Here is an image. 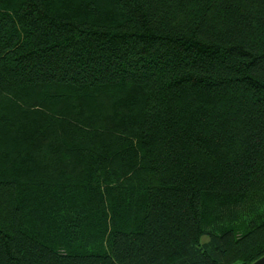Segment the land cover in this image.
Listing matches in <instances>:
<instances>
[{
  "label": "trees",
  "instance_id": "obj_1",
  "mask_svg": "<svg viewBox=\"0 0 264 264\" xmlns=\"http://www.w3.org/2000/svg\"><path fill=\"white\" fill-rule=\"evenodd\" d=\"M23 99L72 122L0 152V264L264 256V0H0V141Z\"/></svg>",
  "mask_w": 264,
  "mask_h": 264
},
{
  "label": "rangeland",
  "instance_id": "obj_2",
  "mask_svg": "<svg viewBox=\"0 0 264 264\" xmlns=\"http://www.w3.org/2000/svg\"><path fill=\"white\" fill-rule=\"evenodd\" d=\"M38 99H23V103H21V108L24 112L28 113V116L30 115L29 122L30 126L33 128L32 129V138L29 137L28 139L25 138L23 140L24 144H18V145H13L10 144V141H0V152L1 155H8L11 160H7L4 164L8 166V168H11L15 165H18V162H20L21 157H27L29 154L35 153L36 156H43L45 157L46 154L48 153L50 149V143L49 140L52 139V133H56V135H59L61 132V129L59 131V128L61 124L63 125L64 122H72L70 119H65V115L63 114V111L61 109H57L55 111H50L46 110L44 108L38 107L40 106ZM3 103V101H0V104ZM14 107V106H13ZM17 107H14V114L15 118H22L23 115L22 112L20 111ZM34 110H39L40 114H36L34 116ZM44 114H47V116H44ZM111 113H105L102 115V118H108L111 117ZM61 121H63L61 123ZM49 123V124H48ZM82 127V125H79ZM35 130H38V132L41 136H44V139L42 141L38 140V142L33 138L36 136L34 133ZM15 137L16 133L14 134ZM23 139V138H19ZM49 157V156H47ZM46 157V158H47ZM45 158V159H46ZM67 160V159H66ZM2 161V157H0V162ZM3 166V164H0Z\"/></svg>",
  "mask_w": 264,
  "mask_h": 264
},
{
  "label": "water",
  "instance_id": "obj_3",
  "mask_svg": "<svg viewBox=\"0 0 264 264\" xmlns=\"http://www.w3.org/2000/svg\"><path fill=\"white\" fill-rule=\"evenodd\" d=\"M251 264H264V256H262L261 258H259L258 260H256L255 262Z\"/></svg>",
  "mask_w": 264,
  "mask_h": 264
}]
</instances>
